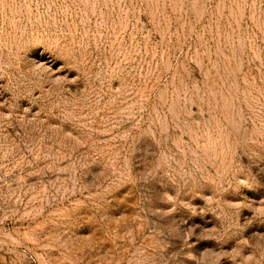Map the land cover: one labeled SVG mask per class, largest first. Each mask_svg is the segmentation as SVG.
<instances>
[{"label": "rangeland", "instance_id": "374dc122", "mask_svg": "<svg viewBox=\"0 0 264 264\" xmlns=\"http://www.w3.org/2000/svg\"><path fill=\"white\" fill-rule=\"evenodd\" d=\"M0 264H264V0H0Z\"/></svg>", "mask_w": 264, "mask_h": 264}]
</instances>
